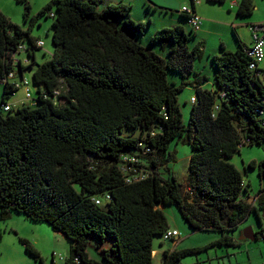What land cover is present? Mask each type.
I'll return each mask as SVG.
<instances>
[{
  "label": "trees",
  "instance_id": "trees-1",
  "mask_svg": "<svg viewBox=\"0 0 264 264\" xmlns=\"http://www.w3.org/2000/svg\"><path fill=\"white\" fill-rule=\"evenodd\" d=\"M16 1L24 4L27 29L0 11V221L18 213L48 224L73 242L68 264H153L152 240L170 229L162 207L172 205L193 230L221 236L204 246L166 249L159 264H175L215 245H237L232 232L257 210L241 198L250 188L242 169L256 170L261 207L264 198V151L260 160L243 162L242 169L230 161L242 146L264 145V63L259 70L249 68V47L237 33L236 50L220 42L219 53L210 56V79L194 71L203 42L189 44L188 33L196 36L202 18L193 28L183 6L179 15L189 30L182 24L160 27L146 47L141 42L145 24L131 19V3L50 0L31 15L27 0ZM189 1L184 6L196 14ZM254 6V0H239L236 14L250 16ZM42 15L52 20L53 49L35 65L34 53L43 44L37 45L41 40L31 35V27ZM19 45L32 58L24 60L26 65L16 58ZM27 68L33 101L3 111L5 98L19 89L3 79L10 72L21 79ZM168 71L180 80L170 79ZM187 85L194 92L185 100L190 103L185 124L178 94ZM183 139L191 148L187 177L202 201L198 205L183 199L173 174L163 177L157 170L172 156L169 144ZM123 156L139 159L141 179L122 170ZM91 236L101 243L112 239L101 261L89 257ZM20 241L43 264L35 247Z\"/></svg>",
  "mask_w": 264,
  "mask_h": 264
},
{
  "label": "rangeland",
  "instance_id": "rangeland-1",
  "mask_svg": "<svg viewBox=\"0 0 264 264\" xmlns=\"http://www.w3.org/2000/svg\"><path fill=\"white\" fill-rule=\"evenodd\" d=\"M50 0H27L30 5V14L35 15L46 3ZM131 3L130 11L131 19L141 21L145 24V31L141 42L148 45V37L154 33L156 25H175V19L182 20L179 15V9L182 5H190L189 0H126ZM179 2V3H178ZM103 4L107 3L103 0ZM232 0H226L224 3H208L201 0L197 8L205 6V13L201 14L202 19H213L215 25L210 28L207 37V53H203L202 57L194 62V71L212 77L214 69L211 64L210 56L218 53L220 42L225 39L228 43L237 45L234 31L238 33L243 40L249 44L250 23L264 22V0H254V9L250 16H240L236 14V7L232 5ZM148 4L155 9L150 14L147 12ZM101 9V4L98 6ZM162 9V10H161ZM165 9V10H164ZM0 11L10 19L12 23L27 29L29 22L24 19V4L16 0H0ZM54 8L50 9L53 12ZM150 15V16H149ZM199 16V15H198ZM152 17V24L148 25V19ZM186 31L189 30L186 23L182 20ZM232 23H235L233 26ZM211 26V25H210ZM235 27V28H234ZM160 28V26H159ZM158 29V28H157ZM31 35L37 40H41L43 45L36 49L34 53L35 65L51 57L52 54V20L45 16H40L31 27ZM189 35V44L195 43L198 36ZM27 42V40H26ZM155 51H159V46H155ZM24 65V60L32 61L28 58L26 52L21 50L16 54ZM34 65V67H35ZM168 77L179 81L180 76L175 71H168ZM23 75L31 80L32 70L23 71ZM18 77V75L16 76ZM192 79V77H190ZM21 82L20 77L17 78ZM206 87H210L209 80L205 83ZM59 90L64 91L65 84L60 83ZM34 95L35 90L33 85L30 88ZM3 92V84L0 81V98ZM194 89L191 85H187L179 94V102L181 106L182 120L186 124L190 113V103L185 102L193 94ZM25 90L23 86L19 87L13 94L5 98V101L12 107L20 105V101H24ZM29 103L28 101H26ZM168 151L171 153V158L166 164L159 165L158 172L163 176L173 174L180 183V192L184 200L193 202L195 205L202 201L195 195L188 185V163L191 154L190 145L183 139L180 141H172L169 144ZM264 145L242 146L240 152L235 154L230 161L239 169H242V163H247L251 159L260 160L263 157ZM246 165V164H245ZM168 169H167V168ZM243 177L246 182H249L250 188L246 193L241 194L242 200L253 203L259 198L256 191L260 188V181L255 169H242ZM263 206L256 202L257 210L252 211L248 217L238 224L234 234L237 245H215L202 252L187 255L180 259L179 264H261L264 262V198ZM162 210L168 220L170 229H176L179 233L173 241H165L161 237H154L152 240L154 253L153 264H159L161 256L166 249H183L187 247H199L218 239L221 234L215 230H193L187 222L182 218L177 207L164 206ZM252 227L254 233H257L255 240L240 238L243 231ZM20 239L28 240L35 249L39 252L43 264H68L70 257V247L72 241L64 237L61 233L54 232L51 227L38 221H31L20 214L13 213L6 221H0V264H41L39 259H36L25 251L24 245ZM112 243V239L107 236L104 242H100L96 236H91L87 246L89 257L101 261L102 249H108ZM62 256V258H60Z\"/></svg>",
  "mask_w": 264,
  "mask_h": 264
},
{
  "label": "built area",
  "instance_id": "built-area-1",
  "mask_svg": "<svg viewBox=\"0 0 264 264\" xmlns=\"http://www.w3.org/2000/svg\"><path fill=\"white\" fill-rule=\"evenodd\" d=\"M201 0H193L194 4H198L200 3ZM182 11L185 13L189 14V19H188V23L189 25H191L193 28L198 29L199 25H200V17L198 15H196L195 13H193L191 11V8L188 6H183L182 7ZM251 29V33H252V45L251 47H249L248 50V55L251 57V61L249 62V68L250 69H260L262 68V64L264 63V22L261 23L260 25H256L254 27H250ZM43 42L42 41H38L37 45H42ZM18 50H23L24 49V45H19L18 46ZM16 61H18L16 59ZM4 82H8L11 86L13 87H21L23 86L24 90H25V95H24V100L26 101H33L34 99V95L31 93L30 88H31V80L27 79L25 76L21 77V82H19L18 80L15 79V73L10 72L5 79H3ZM54 97L57 98L58 94H59V90H55L53 92ZM194 100V98H192V101ZM1 108L3 111H8L10 109V104L9 103H4L1 105ZM139 162V159L135 156H123V163H122V170L124 171H128V170H132L133 174H131L128 177H131L133 180H138L141 179L144 174L142 172V170L140 168L137 167V164ZM130 178H128L129 180ZM107 200H109V195L105 196ZM96 203H100L101 199L100 198H96L95 199ZM178 231L176 229H168L166 230L161 238L165 241H168L170 239L176 238L178 237ZM54 258V255H53ZM60 258H62V256H60ZM52 264H56L55 261H53ZM261 264H264V262H262Z\"/></svg>",
  "mask_w": 264,
  "mask_h": 264
},
{
  "label": "crops",
  "instance_id": "crops-1",
  "mask_svg": "<svg viewBox=\"0 0 264 264\" xmlns=\"http://www.w3.org/2000/svg\"><path fill=\"white\" fill-rule=\"evenodd\" d=\"M118 1H126V0H106V2L107 3H109V2H118ZM206 1V0H205ZM238 1L239 0H232V5H235V6H237V3H238ZM207 2V1H206ZM179 3V2H178ZM209 3V2H208ZM211 4H214V3H211ZM149 5V7H148V9H147V12L149 11L150 12V14L152 13V12H154L155 11V9H158V8H151L152 7V5L151 4H148ZM151 6V7H150ZM182 6H184V5H182ZM197 6L198 5H196L195 6V11H196V14L197 15H201V14H203V13H205V6H202V7H198L197 8ZM162 10V9H161ZM150 16V15H149ZM141 21H142V19H140ZM149 20H150V24L149 25H151L152 24V20H153V18L152 17H150L149 18ZM182 20H179V19H175V21L173 22L174 24H182L183 25V23L181 22ZM215 21L213 20V19H210V18H208V19H202V23H201V25H200V28H199V31L196 33V37L198 36V38H197V40H200V41H202L203 42V50H204V52L203 53H207L208 52V49H207V37H206V35L210 32L209 31V27L210 28H212L215 24ZM233 24V26H235V23H232ZM253 24V23H252ZM211 25V26H210ZM159 26L160 27H163V26H166L165 24L164 25H159V24H157L156 25V28H155V30H157V28H159ZM235 28V27H234ZM249 34H251V30H250V32H249ZM237 35H238V37H239V39L245 44V45H247L248 47H251V45H252V40H251V35H249V44L245 41V40H243L242 39V37L237 33ZM223 44H224V47L226 48V49H228V50H231V51H234V50H236L237 49V45H235V44H231V43H228V41H225V39H223V41H221ZM218 53H219V51H218ZM218 53H215V54H218ZM262 68H263V66H261ZM192 95V94H191ZM190 95V96H191ZM188 100V99H187ZM20 104H21V101H20ZM256 202H257V200H254V202L252 203V204H256ZM12 216V215H11ZM10 216V217H11ZM243 234V233H242ZM155 251H153V253H154Z\"/></svg>",
  "mask_w": 264,
  "mask_h": 264
},
{
  "label": "water",
  "instance_id": "water-1",
  "mask_svg": "<svg viewBox=\"0 0 264 264\" xmlns=\"http://www.w3.org/2000/svg\"><path fill=\"white\" fill-rule=\"evenodd\" d=\"M27 71H30V68H27ZM240 238L255 240L257 238V233H254L252 227H249L243 231V234L240 236ZM175 264H179V262H176Z\"/></svg>",
  "mask_w": 264,
  "mask_h": 264
}]
</instances>
